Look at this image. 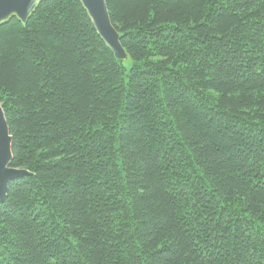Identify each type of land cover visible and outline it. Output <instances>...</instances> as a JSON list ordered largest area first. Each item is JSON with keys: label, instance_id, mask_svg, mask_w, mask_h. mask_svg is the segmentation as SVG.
Returning <instances> with one entry per match:
<instances>
[{"label": "trees", "instance_id": "obj_1", "mask_svg": "<svg viewBox=\"0 0 264 264\" xmlns=\"http://www.w3.org/2000/svg\"><path fill=\"white\" fill-rule=\"evenodd\" d=\"M106 1L0 23V264H264V0Z\"/></svg>", "mask_w": 264, "mask_h": 264}, {"label": "water", "instance_id": "obj_2", "mask_svg": "<svg viewBox=\"0 0 264 264\" xmlns=\"http://www.w3.org/2000/svg\"><path fill=\"white\" fill-rule=\"evenodd\" d=\"M45 0H0V23L17 16L26 23L37 5ZM98 34L113 51L115 57L128 61L129 56L121 44V36L115 29L106 0H81ZM13 137L3 107L0 105V204L8 195L10 182L29 175V171L11 166Z\"/></svg>", "mask_w": 264, "mask_h": 264}]
</instances>
